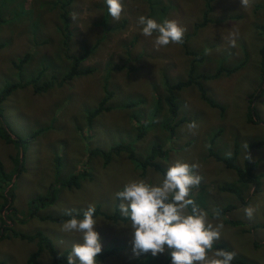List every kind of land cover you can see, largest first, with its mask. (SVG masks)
Instances as JSON below:
<instances>
[{"label": "rangeland", "instance_id": "374dc122", "mask_svg": "<svg viewBox=\"0 0 264 264\" xmlns=\"http://www.w3.org/2000/svg\"><path fill=\"white\" fill-rule=\"evenodd\" d=\"M204 1L121 0L123 11L115 21L106 0H0V91L7 84L17 85L1 104L0 123L19 137L39 132L23 145V171L0 185V204L10 195L15 209L16 218L6 216L11 230L26 235L41 230L56 252L65 254L71 241L81 242L82 234L64 232L63 224L38 217L96 203L102 212L111 214L116 193L126 184L143 180L160 185L157 171L147 168L141 176L124 153L106 165L99 154L87 153L132 142L138 159H150L165 171L177 160L198 165L195 171L202 179L188 198L207 213L214 228L223 225L214 242L229 245L247 264H264V228L258 226L264 221V146L249 151L255 164L252 175L260 183L257 192L251 185H238L235 174L208 155L212 151L227 162H242L247 144L264 140V36L259 34L264 33V0H249L247 6L241 0H213L206 15ZM140 16L158 23L177 20L187 29L184 42L157 49L158 33L145 37ZM234 32L238 38L232 47L229 39ZM69 55L83 56L77 65L81 74L64 81L61 77L70 65ZM164 80L183 83L171 91L177 104L173 121L172 117L164 121L168 116ZM43 84L48 87L41 89ZM103 88L112 94L109 110L90 122L88 113L103 97ZM208 100L217 107L208 105ZM193 121L197 127L189 129ZM140 130L143 133L138 137ZM155 146L165 155L154 156ZM15 153L0 140L5 173L12 171ZM69 174L79 177L77 189L57 183ZM221 186L237 188L247 204L220 191ZM44 193H52L53 204L39 209L38 217H30L28 210L34 205L30 202ZM223 206L222 217H217L216 207ZM249 206L256 209L251 219L244 211ZM117 211L124 217L119 207ZM95 219L102 251L118 249L98 264H134L131 221ZM224 219H237L247 226L241 234L223 224ZM36 247V240L21 241L8 235L0 240V264H50L45 252L33 258ZM215 252L209 250V258H216ZM169 253L167 247L157 257L149 253L148 264L152 258H159V264H171Z\"/></svg>", "mask_w": 264, "mask_h": 264}, {"label": "clouds", "instance_id": "9594fccd", "mask_svg": "<svg viewBox=\"0 0 264 264\" xmlns=\"http://www.w3.org/2000/svg\"><path fill=\"white\" fill-rule=\"evenodd\" d=\"M106 4L109 15L119 21L124 7L121 0H106ZM248 4L249 0H241L242 6ZM138 23L143 26L142 34L145 37L158 33L154 40L157 49L169 43L184 42L187 29L177 20L165 19L158 23L155 19L140 16ZM237 38L236 32L230 35L229 43L232 47ZM196 127L194 121L189 124V129ZM247 159H252L248 152ZM197 167L196 164L177 160L167 169L160 185H149L143 180L132 181L116 193L120 200L121 214L131 221L130 243L135 258L149 253L157 257L167 247L171 264H231L235 252L217 249L216 258L208 256L214 240L220 238L223 225L214 228L208 223L207 213L197 208L195 202L188 198L191 189L198 187L202 179L195 171ZM190 205L191 213L187 214ZM95 211V206L89 205L83 211L82 219L71 216L63 222L64 232L82 234L81 242L73 244L67 264H98L97 256L102 253V242L99 232L95 230ZM244 211L251 219L256 209L249 206Z\"/></svg>", "mask_w": 264, "mask_h": 264}, {"label": "trees", "instance_id": "16d2710c", "mask_svg": "<svg viewBox=\"0 0 264 264\" xmlns=\"http://www.w3.org/2000/svg\"><path fill=\"white\" fill-rule=\"evenodd\" d=\"M212 1L213 0H205L204 1V5L206 8L204 15H206V13L209 11ZM263 8H264V6H262V9ZM262 28H263V25L259 26V29H262ZM259 34L264 36V33H259ZM263 50H264V47H263ZM263 50L261 52V68H263V70H261V73H262L261 80L262 81H263V77H264V52H263ZM185 54L190 56L188 54V51H186ZM67 58L70 59V65L68 67V70L61 77V79H63L64 81L70 80L73 77V75H75V77H76L78 74H81V71L78 69L77 65L81 60H83V56L72 57L71 55H69ZM199 62H201V57L199 58ZM191 71H192V69H191V65H190V72ZM29 83H31V81L26 82L24 85H28ZM188 83H189V81H186L184 84H188ZM164 85L166 87L167 95L164 96L163 101L167 106V112H168V116H167V118L164 119V121L167 120L169 117H172V121H173L174 117L176 116L177 104L174 101L175 98L172 96L171 91L176 90L178 88V85H183V83L170 84L166 80H164ZM16 86H17L16 84H7L0 91V118L2 115L1 104L5 100V98L8 96L10 91L12 89H16ZM44 86L48 87L47 84H43L40 88L43 89ZM104 87H105V85H104ZM103 90H104L103 97L97 103L96 107H94L88 113V119L90 122L93 118L98 116V114L109 110V107L107 106V102H108V99L110 98V96L112 94H111V92H108L104 88H103ZM201 91L202 90L200 89V92ZM200 98L202 100H205V98L202 94L200 95ZM208 103L207 104L212 106V107H217L214 102H210L208 100ZM154 107L157 109L158 105L155 104ZM254 115H256V113H254ZM181 119L184 120V118H181ZM150 120H151V118H150ZM248 120L251 121V119L249 117H248ZM166 129L167 128L165 126V130ZM142 133H143V131L140 130L138 137L142 136ZM36 134H37V132H33L31 134H26V136H24V137H19V136L13 134L11 131H8V129L0 123V140L3 143L12 146L16 151L15 157L13 159V169L10 173H5L3 168H2V165L0 163V185L4 184V182L7 180L11 181L12 179L17 177L23 171V154H24V150H25V148H23V145H25L26 142L34 140V138L36 137ZM23 138H26L24 140V142H23ZM132 145H133L132 142L126 143L124 145L116 144V146L110 147L108 149V151L95 149L93 151V153L100 155L99 157L102 159L103 165H106L107 163H109V161L111 160V158L113 156H117L120 153H124V154H126L127 159L139 169L141 176L145 173L147 168H152L153 170L157 171L160 174V176L162 178V182H163L166 171L163 170L161 166L154 163L150 159L143 160V161L138 159L134 153V149H133ZM261 146H264V140L252 141V142L247 144L246 151H248V153H249V151H254L258 148H262ZM158 147L159 146H155V148H154V149H157L153 152L154 156H157V157L164 156L165 152H163L162 150L160 151V149ZM208 155H209V157H211L216 162L221 163L224 167H226V169H230L235 174V179H236V182L238 183V185H242V186H246V187H248V185H251L253 188V192H257L259 190L260 183L258 182L256 177L254 175H252L253 174L252 172L255 169V164H254V161L252 159L249 161L247 159V156H246L242 162L233 163L232 161L227 162L226 158L218 156L217 154L213 153L212 151H209ZM9 182L7 184H9ZM61 184L66 185L68 187L71 185H73L74 187H77V184L74 181V177H71V179L69 181L62 182ZM51 188H52V185H50L47 188L46 192H49L51 190ZM219 190L223 191V192L231 193L234 197H236V200H238L241 204L246 205L248 202L246 199L243 198V196L241 195V192L237 188H234L232 186H230V187L221 186V187H219ZM45 193H44V195H42L39 198H36L30 202V203H34L31 210H28V215L30 217H34L37 214L39 209L45 208V207L53 204L52 193H50L48 196H46ZM10 198H11L10 195L8 198L4 197L3 202L0 204V221L2 222L1 223L2 225H0V240L6 239L8 237V235L12 238H18L19 240H28V241L36 240V246H37L36 250L33 252L34 255L31 254L33 256V258L39 257V255L43 251H46L47 255L49 256V258L51 260L50 264H67L66 257L68 255V251H66L65 254H58L56 252L55 248L53 247V245L50 243V241L47 240L44 236H42L38 231L30 236V235L21 234V233H18L16 231L11 230L8 222L6 223V221H8L10 219H7L6 216L11 215L12 218H16V216L14 214L15 209L12 208V206H11L12 200ZM119 204H120V200L115 196V200L113 203L114 210L111 212V214H107V213L102 212L99 209L100 205H96L95 206L96 211H95L94 218L96 216H100V217H103L106 220H110L112 222H118V221L126 222V221H128L129 219H127L126 217H121L119 215V213L117 211ZM227 206H228L227 209L233 208L232 205H227ZM224 208H225V206L216 207L214 214L217 217H222ZM188 210L190 212V209H188ZM73 215H77V214H73ZM70 218L71 217H69V215H68V216H60V217H56V218L47 217L46 219L51 220V221H62V220L70 219ZM82 218H83V213H80L78 215V219H82ZM4 223H6V224L4 225ZM222 223L225 225H228L232 228L235 227L238 230H234V231H237L241 234H242L241 228L247 226L246 223H243L242 221H239L237 219H224L222 221ZM258 226H259V228H264L263 227L264 221H262V223L259 224ZM217 249H223L225 251L232 252L231 247L229 245L214 242L211 250H217ZM114 253L115 252L113 249H105L102 251L101 254H99L97 256V260L100 259L101 261H104L106 258L113 256ZM147 256H148V254H145L144 256L137 258L134 261V264H140L141 261H142V264H148V257ZM142 258H144V259L141 260ZM156 259L159 260V258H152L151 264H159ZM167 260L171 262V256L170 255L167 256ZM36 264H38V261L36 262ZM130 264H133V263H130ZM231 264H247V263H245L242 259H239V258H237V256H235V258L231 261Z\"/></svg>", "mask_w": 264, "mask_h": 264}, {"label": "crops", "instance_id": "0c3cea01", "mask_svg": "<svg viewBox=\"0 0 264 264\" xmlns=\"http://www.w3.org/2000/svg\"><path fill=\"white\" fill-rule=\"evenodd\" d=\"M101 114V113H100ZM99 115V114H98ZM94 119V118H93ZM35 132V131H34ZM38 134H39V132H37V134H36V136H38ZM111 147H113V146H111ZM110 148V147H109ZM108 148V149H109ZM108 149L107 150H103V151H108ZM95 150V148L94 149H92L90 152L88 151L87 153H89V156H94L95 154L93 153V151ZM59 157V155H58V153L56 154V158H58ZM113 157H115V156H113ZM130 162V161H129ZM133 167L137 170V172L139 171V169L133 164ZM224 167V166H223ZM54 168H55V166H54ZM224 168H226V167H224ZM56 170V169H55ZM70 175V174H69ZM68 175V177L66 178V180H60V181H57V183L58 184H60V183H62V182H65V181H68V179L69 178H71V177H74V181L76 182V184H77V187H74L73 185H71V189H77L78 188V185H79V177L77 176V175H70L69 176ZM227 187H229V186H227ZM119 191H122V190H119ZM118 191V192H119ZM223 192V191H222ZM96 205H99V204H95L94 206H96ZM51 206V205H50ZM100 207V206H99ZM86 209V208H85ZM85 209H81V210H73V209H71V210H69V211H66V212H61V211H57L56 213L57 214H46V215H44V216H40V217H38L37 215H38V213L36 214V217H38L41 221H48V222H50V223H54V224H63V222L64 221H66V220H62V221H51V220H48V219H46L47 217H52V218H56V217H60V216H68L69 215V213H70V215H69V217H71V216H75L77 219H78V215L80 214V213H83V211L85 210ZM100 209V208H99ZM73 214H77V215H73ZM96 217H100V216H96ZM100 218H103V217H100ZM104 220H106L105 218H103ZM68 220V219H67ZM106 221H110V220H106ZM127 222V221H126ZM126 222H124V223H126ZM113 223H115V222H113ZM38 232L42 235V236H44L47 240H49L50 241V243L53 245V247H54V244L52 243V241L47 237V236H45V235H43V231H41V230H38ZM22 234V233H21ZM34 234V233H33ZM33 234H31V235H33ZM30 235V236H31ZM15 239H18V238H15ZM21 241H23V240H21ZM28 241V240H27ZM72 242V244H71V248H72V245H73V241H71ZM55 248V247H54ZM71 248L68 246V248L66 249V251H68V255L70 254V252H71ZM56 250V249H55ZM113 250H114V252H116L118 249L117 248H113ZM43 252H45L46 253V251H43ZM47 254V253H46ZM115 254V253H114ZM169 255H170V253H169ZM110 257H112V256H110ZM109 258V257H108ZM100 263H102V262H104V261H101L100 259L98 260ZM170 262V261H169Z\"/></svg>", "mask_w": 264, "mask_h": 264}]
</instances>
